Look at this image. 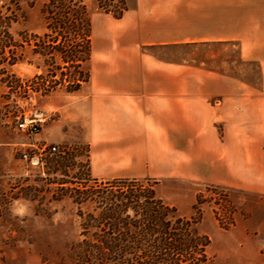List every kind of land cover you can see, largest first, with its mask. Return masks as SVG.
<instances>
[{"label":"crops","instance_id":"obj_1","mask_svg":"<svg viewBox=\"0 0 264 264\" xmlns=\"http://www.w3.org/2000/svg\"><path fill=\"white\" fill-rule=\"evenodd\" d=\"M229 43L257 63L260 82L152 50ZM90 71L81 89L56 91L59 113L39 139H85L95 176L199 180L264 196V0H135L114 16ZM17 139L0 128V178L13 169Z\"/></svg>","mask_w":264,"mask_h":264},{"label":"rangeland","instance_id":"obj_2","mask_svg":"<svg viewBox=\"0 0 264 264\" xmlns=\"http://www.w3.org/2000/svg\"><path fill=\"white\" fill-rule=\"evenodd\" d=\"M49 1L0 0V57L25 51L35 63L24 61L6 71L2 67L7 59L0 58V79L4 84L0 91V128L20 141L13 146L18 159L13 161L12 171L0 178V264H77L85 254L82 248L71 249L74 242L85 244L84 238L90 239L89 232L110 229L109 217L115 211L118 217H134L136 210L140 214L142 204L157 201L190 219L193 240L198 243L181 250L175 259L191 261L188 264H264V196L199 180L124 176L140 181H120L95 176L90 170L85 139L77 136L58 143L52 137L38 138L59 113L53 104L56 91L65 93L64 87L84 79L81 67H73L70 62L79 38L71 37L70 41L56 33L59 29L55 30L59 18L66 21L69 14L73 16L72 11L80 7L79 0H65L63 9ZM126 1L128 7L135 4V0H80L89 9L93 24L90 69L114 20L108 9L115 10ZM44 6L47 19L43 73L35 66L42 63V58L32 51L38 44L37 35L43 33V26L45 29ZM48 21H54L50 28ZM63 50L69 51L70 58ZM152 50L179 61L189 54L203 57L208 65L222 67L242 79L255 83L261 80L257 63L242 61L234 43ZM70 80L75 84H69ZM24 114L50 117L37 134L29 136L18 128ZM44 145H57L62 153L43 151ZM30 149H34L35 162L21 157V151ZM129 254L126 257L134 263L145 257Z\"/></svg>","mask_w":264,"mask_h":264},{"label":"trees","instance_id":"obj_3","mask_svg":"<svg viewBox=\"0 0 264 264\" xmlns=\"http://www.w3.org/2000/svg\"><path fill=\"white\" fill-rule=\"evenodd\" d=\"M48 3L55 6L58 5L60 9H63L65 0H50ZM78 4L80 7L72 11L73 16L67 13V16L69 14L68 20L62 21L64 19L59 18L60 21L56 20L58 26L55 27V30L59 29V32L56 33H59L60 37L68 38L69 40L71 37L75 36L79 38V43L75 46L73 58L70 62L73 63V67H81V73L84 79L81 81L78 79V83L75 86H69L70 88L64 87L66 91H77L81 89L89 82L91 77L88 64L93 49V24L89 9L85 4L83 5L80 0ZM128 8V3L126 1L115 10H108L113 12L115 17H121ZM45 11L44 6L42 13L45 19V29L42 34L37 35L39 38L37 41L38 44L34 46L36 49L32 51L39 54L42 58V63H36L35 66L41 69L43 73L46 70L45 36L47 18ZM53 23L54 21H48L47 27L50 28ZM40 42H42L43 46ZM67 52L69 51L64 52L63 50V53H66L70 58V53ZM0 58L7 59L6 66L2 67V69L4 68L6 71H12L13 67L18 63L24 61L29 63L32 62V58H29L25 51H21L20 54L13 53L12 56ZM2 62L3 60L0 61V63ZM66 63H69V61H66ZM32 64L35 63L32 62ZM75 82V80H70L69 84L71 83L73 85ZM114 179L120 181H122V179L139 180V178L122 177L112 178L111 180ZM144 179L150 178H142V180ZM107 181L110 180L108 179ZM219 186L224 188L221 185H218V187ZM140 209V214L138 215V211L136 210L137 215L134 217H118V213L115 211L112 213L114 216L109 217L112 220V227L110 229L89 232L90 239H88V237L84 238L87 240L85 244L74 242L71 245V249L77 251L82 248L85 254L83 259H77V264H188L191 262L188 260L175 259L174 257L177 254L181 255V250H189L195 244H198L193 240L194 233L189 227L190 219L178 214L174 207H170V205L164 206L158 201L154 204L148 202L146 205L142 204ZM99 214L102 216V213ZM129 217L132 219H129ZM204 239H206L208 244L209 238L207 235H205ZM204 245L205 243H203V246ZM128 250L131 251V255L136 253L143 254L146 259L143 257V260L141 259L134 263V261H131L132 259L126 257V255L129 254ZM113 255L116 257H112Z\"/></svg>","mask_w":264,"mask_h":264},{"label":"built area","instance_id":"obj_4","mask_svg":"<svg viewBox=\"0 0 264 264\" xmlns=\"http://www.w3.org/2000/svg\"><path fill=\"white\" fill-rule=\"evenodd\" d=\"M50 117V116H49ZM47 116H33L29 114H24L22 118L19 119L18 122V128L26 133L29 136H33L37 134L43 127V125L47 122V119L49 118ZM32 147L38 148L37 145L34 143L29 144ZM34 149L29 150H23L21 151V157L24 158L25 160H31L32 162H35L36 155H32V151ZM41 150L43 151H49L51 153H57L61 152V149L57 145L49 146V145H44L41 147Z\"/></svg>","mask_w":264,"mask_h":264}]
</instances>
